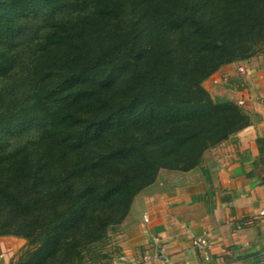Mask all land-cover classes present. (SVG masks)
Segmentation results:
<instances>
[{
    "label": "trees",
    "instance_id": "16d2710c",
    "mask_svg": "<svg viewBox=\"0 0 264 264\" xmlns=\"http://www.w3.org/2000/svg\"><path fill=\"white\" fill-rule=\"evenodd\" d=\"M263 47L264 0H0V81L24 55L31 85L18 108L0 96V133L44 129L41 144L0 154V237L43 234L17 264H84L83 246L105 240L160 170H193L247 127L203 82ZM6 169L26 170L35 195L15 193Z\"/></svg>",
    "mask_w": 264,
    "mask_h": 264
},
{
    "label": "crops",
    "instance_id": "0c3cea01",
    "mask_svg": "<svg viewBox=\"0 0 264 264\" xmlns=\"http://www.w3.org/2000/svg\"><path fill=\"white\" fill-rule=\"evenodd\" d=\"M203 88L235 102L247 91L249 125L207 150L193 170L159 171L133 198L121 223L124 257L113 264H264L257 215L264 207V54L221 67ZM203 233L207 259L192 243ZM9 240L0 237V264H7Z\"/></svg>",
    "mask_w": 264,
    "mask_h": 264
},
{
    "label": "rangeland",
    "instance_id": "374dc122",
    "mask_svg": "<svg viewBox=\"0 0 264 264\" xmlns=\"http://www.w3.org/2000/svg\"><path fill=\"white\" fill-rule=\"evenodd\" d=\"M83 11L76 12L77 14H83ZM76 13H67L63 14L61 16H58V19H76L78 16ZM56 18V19H57ZM39 25V24H38ZM36 25V27L38 26ZM38 36H41V33L39 32ZM32 39L35 38V35L31 36ZM34 42L36 40L34 39ZM24 47L26 43H21ZM19 48V47H18ZM17 48V49H18ZM264 48V47H263ZM14 54V52H12ZM30 55L28 53L25 56V62L28 61V58H32L31 56L35 54L34 51H30ZM40 50L36 52V55H39ZM257 54H264V50L262 52H259ZM34 57V56H33ZM255 57V56H253ZM24 63V55H20L18 58L17 66L14 67V71H12V74L5 79L4 81H0V96L3 98V107L11 106L14 108H18L21 102H25L24 100L29 97L31 88H30V82L25 81V71L23 66ZM22 72H21V71ZM221 81V79H220ZM32 83V82H31ZM248 92L245 90H242L241 97H247ZM248 96L247 98H249ZM15 103H17L15 105ZM19 104V105H18ZM10 127H5L3 131L0 133V154H3L4 152L12 151L15 148L21 147V146H27V145H33L36 143L41 144V140L39 139L40 136L43 134V128L36 129L35 127L29 128L28 130L24 131L21 134L15 135L16 133L10 132ZM8 178L5 179L8 184L10 183L11 187L14 188V192L17 194L22 193V195L28 196V194L33 193V186L32 182H28L27 179V171L22 174V171H19L15 173L13 170L6 169ZM22 174V175H21ZM51 174H54L51 172ZM45 190H42V193H44ZM35 192V190H34ZM46 193V192H45ZM3 194V189H1L0 185V196ZM32 195H35L34 193ZM1 200V199H0ZM3 206L0 203V216L3 214ZM9 224V222H6ZM5 223V224H6ZM3 220H1V230H11L8 229V227H3ZM30 226H33L30 224L29 219L28 222L23 221L20 224V230L22 232H30L28 230L32 228H28ZM36 229L38 230L36 233H32L30 237L26 236V234L18 233L17 235H4L5 237L10 238L8 241V245L11 249L10 255L7 258V264H17L19 261L24 257V255L28 252H32L35 250L37 246H39L40 239L42 238L43 234H41V227L37 224ZM28 228V229H25ZM25 229V230H24ZM22 234V235H21ZM16 236V237H15ZM125 238L122 231L121 224L118 226H115L112 229H109L107 232V238L103 241H100L98 243L89 244L83 246L82 256H83V263L84 264H113L114 262H120L121 259L124 256L122 255L124 250V242ZM36 244H35V243ZM38 244V245H37ZM12 247V248H11Z\"/></svg>",
    "mask_w": 264,
    "mask_h": 264
},
{
    "label": "built area",
    "instance_id": "2783aa9c",
    "mask_svg": "<svg viewBox=\"0 0 264 264\" xmlns=\"http://www.w3.org/2000/svg\"><path fill=\"white\" fill-rule=\"evenodd\" d=\"M238 72L241 74L244 73V68L239 67ZM247 97H240L238 100H236V104L240 107H243L246 104V102H248V100H249V98H247ZM257 215H258V217H261L264 219V207L261 208L257 212ZM143 219L145 222H147L146 216H144ZM192 243H193V247L195 249H197L198 251H200L203 254V256L207 259L208 254L211 250V244L209 242L207 233H203L200 236L192 238Z\"/></svg>",
    "mask_w": 264,
    "mask_h": 264
}]
</instances>
